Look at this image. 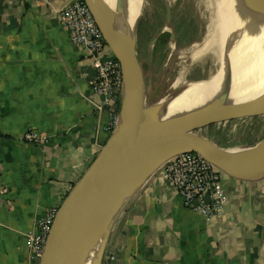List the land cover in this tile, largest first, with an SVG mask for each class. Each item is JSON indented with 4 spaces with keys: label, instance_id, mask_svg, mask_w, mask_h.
<instances>
[{
    "label": "crops",
    "instance_id": "1",
    "mask_svg": "<svg viewBox=\"0 0 264 264\" xmlns=\"http://www.w3.org/2000/svg\"><path fill=\"white\" fill-rule=\"evenodd\" d=\"M72 1L0 0V264H38L28 233L48 210L58 208L110 135L108 112L93 107L101 101L91 90L93 65L83 49L69 43L59 22L60 10ZM126 1H94L107 54L134 51L149 99L150 71L162 58L170 76L180 67V79L200 83L184 77H197L189 72L187 43H179L171 32L137 31L151 0H140L127 22H117ZM263 117L260 109L221 118L195 133L220 148L241 151L264 139ZM231 120L253 127L250 122H260L259 131L240 126L231 141L220 140L215 135L219 126ZM28 132L47 142L24 141ZM130 188L112 221L102 223L93 264H99L102 247L101 264H264V178L242 181L221 172L224 201L211 216L183 207L162 182L160 168Z\"/></svg>",
    "mask_w": 264,
    "mask_h": 264
},
{
    "label": "water",
    "instance_id": "2",
    "mask_svg": "<svg viewBox=\"0 0 264 264\" xmlns=\"http://www.w3.org/2000/svg\"><path fill=\"white\" fill-rule=\"evenodd\" d=\"M94 1L99 0H83L107 42ZM124 54L127 62H123L121 53L114 55L121 64L123 76L116 125L58 206L38 264H80L90 238L105 218L112 221L131 189L130 183L134 184L139 177L160 168L178 153L196 152L219 171L238 180L264 178V139L248 149L233 151L220 148L195 133V129L212 121L264 109V83L245 85L241 82L235 86L188 93L182 100L172 97L149 104L134 51L130 49ZM205 113L210 117L195 125L194 119ZM144 119L158 121L156 130L149 136L133 138L134 130ZM154 161H157L156 165L143 175L133 173ZM102 251L103 247L99 264Z\"/></svg>",
    "mask_w": 264,
    "mask_h": 264
},
{
    "label": "built area",
    "instance_id": "3",
    "mask_svg": "<svg viewBox=\"0 0 264 264\" xmlns=\"http://www.w3.org/2000/svg\"><path fill=\"white\" fill-rule=\"evenodd\" d=\"M59 22L69 43L83 49L86 59L93 65L95 75L91 80V90L101 100L99 104H93V107L96 111L108 112L110 123L106 131L111 134L118 119V106L123 93L121 64L107 54L102 33L83 1L65 4L59 12ZM23 140L38 145L47 142L45 137L34 132L26 133ZM160 176L164 185L178 195L183 207L210 216L220 212L224 201L221 172L200 154L189 151L176 154L160 167ZM56 210H48L36 221L35 229L28 233V246L38 259Z\"/></svg>",
    "mask_w": 264,
    "mask_h": 264
},
{
    "label": "bare ground",
    "instance_id": "4",
    "mask_svg": "<svg viewBox=\"0 0 264 264\" xmlns=\"http://www.w3.org/2000/svg\"><path fill=\"white\" fill-rule=\"evenodd\" d=\"M188 1L189 0H187V2ZM196 1L197 0H194V2ZM200 1L204 4L203 8L208 10L210 13L208 18V34L207 37L197 46H193L194 48L190 51V57L187 65L190 66V64L194 62L204 59V56L210 55V60L218 63L222 67L213 76L209 77L207 81L185 88L186 90L180 94L166 99L181 97L182 100L188 93L198 90L216 89L227 85L235 86L241 82L245 85L259 84L262 80H264V0ZM131 5H128V8L124 10L125 14L123 13V18H121L120 14L116 15L117 22L120 21V24H124L130 19L131 13H133V7H131ZM197 5L198 3L196 2L194 10L197 16H199L201 14V9L198 8ZM99 6L100 5H98V7ZM100 10L105 12L103 9ZM113 18L112 20L115 19ZM124 26L126 27V25ZM130 33L128 36H130ZM118 35L121 36L120 34ZM115 39L117 41L118 38L115 37ZM118 40H120V38ZM111 42L115 41L112 40ZM116 43L117 42H115V45H117ZM118 45H120V43ZM123 52L121 53V58L123 62H127V57L124 54L125 52ZM209 117L210 115L205 113L201 117L194 119L193 123L195 125L201 124ZM158 123V121L153 122L144 119L134 130L133 138L151 135L156 130ZM156 163L157 161L150 162L138 170H135L133 173H137L139 171L142 172L144 169L156 165ZM102 223L97 228L96 233L90 238L86 249L82 253L80 264H93L92 255L94 248L98 244Z\"/></svg>",
    "mask_w": 264,
    "mask_h": 264
},
{
    "label": "rangeland",
    "instance_id": "5",
    "mask_svg": "<svg viewBox=\"0 0 264 264\" xmlns=\"http://www.w3.org/2000/svg\"><path fill=\"white\" fill-rule=\"evenodd\" d=\"M198 3V8L201 9V14L197 16L194 5ZM194 2V0H151L152 8L150 11L146 10L140 20V24L137 27V31L141 33L144 29L150 30V35L152 32H161L164 31V35H167L168 32L177 35V39L179 43H187L189 45V51L193 49V46H197L203 39L207 37L208 28H209V11L205 10L203 2L200 0ZM140 0H127V8L128 5L131 7L139 6ZM134 5V6H133ZM193 6V7H192ZM125 8V9H127ZM134 10V8H132ZM167 9V10H166ZM125 14V12H124ZM132 15V13H131ZM124 15H121L123 18ZM133 21V20H132ZM207 26V27H206ZM155 27V28H154ZM158 29V30H157ZM167 54L166 50L163 55ZM210 55L204 56L205 58L201 61H196L192 63L193 65L190 67L189 72L195 73L197 77H192L193 75L187 74L184 77L187 80H197L200 83L205 82L209 79V77L213 76L217 71L221 69V65L216 62H213L209 58ZM163 59V58H162ZM161 59V62H162ZM161 62H157L156 65L151 69L150 74V84H151V95L148 103L155 102L161 96V100L166 99L171 96H176L186 90L185 88L195 86L200 83H185L183 79H180V75L183 74V69L176 68L173 71L172 75H169L171 71L169 65ZM164 62V61H163ZM197 63V64H196ZM188 73V72H187ZM200 77V78H199ZM191 78V79H190ZM205 79V80H204ZM173 83V84H172ZM260 83H264L262 80ZM172 84V85H171ZM155 96V97H154ZM154 97V98H153ZM155 100V101H154ZM262 119V120H261ZM260 120L263 122L264 117ZM247 123V121H246ZM236 122L235 120H231L225 124L219 126V132L215 135L220 138L227 140H232V133L240 129L242 126L244 129H248L249 132L255 134L258 133V129L260 126V122H250L255 123V126H249V122ZM246 127V128H245ZM247 130V131H248ZM198 129H195L197 132ZM228 138V139H227ZM223 143V141H222ZM225 144V142H224ZM229 150V149H227Z\"/></svg>",
    "mask_w": 264,
    "mask_h": 264
}]
</instances>
